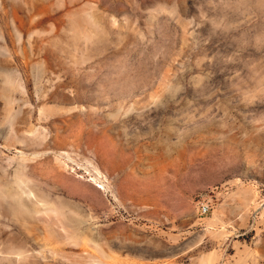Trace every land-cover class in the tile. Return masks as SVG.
Masks as SVG:
<instances>
[{"label": "rangeland", "instance_id": "rangeland-1", "mask_svg": "<svg viewBox=\"0 0 264 264\" xmlns=\"http://www.w3.org/2000/svg\"><path fill=\"white\" fill-rule=\"evenodd\" d=\"M0 264H264V0H0Z\"/></svg>", "mask_w": 264, "mask_h": 264}, {"label": "built area", "instance_id": "built-area-1", "mask_svg": "<svg viewBox=\"0 0 264 264\" xmlns=\"http://www.w3.org/2000/svg\"><path fill=\"white\" fill-rule=\"evenodd\" d=\"M196 210L199 215L205 214L209 210V205L205 201H198Z\"/></svg>", "mask_w": 264, "mask_h": 264}]
</instances>
